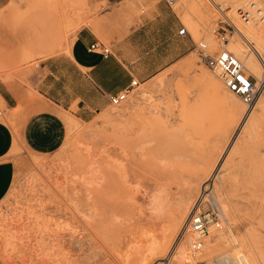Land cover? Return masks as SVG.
<instances>
[{"label": "rangeland", "instance_id": "rangeland-1", "mask_svg": "<svg viewBox=\"0 0 264 264\" xmlns=\"http://www.w3.org/2000/svg\"><path fill=\"white\" fill-rule=\"evenodd\" d=\"M195 1L170 4L195 43L204 40L211 51H219L217 30L228 23L222 48L237 38L252 52L255 41L238 37L226 16L229 0ZM102 5L100 0H7L0 5V81L35 93L43 74L39 63L66 53L76 31ZM201 67L228 90L218 72L189 51L134 87L120 105L110 104L88 121L62 113L68 118L66 135L56 151L12 149L15 172L0 201V244L18 249V260L31 258L36 264H140L142 259V264H204L214 259L207 258L214 248L230 254L240 249L264 264V105L259 101L264 90L256 88L251 103L232 92L242 104L230 112L196 79ZM243 67L256 85L257 78ZM250 105L251 116L239 127ZM211 175L224 218L220 228L210 229L203 250L192 252V237L179 236L185 216L167 249L148 254L151 236L162 238V226L175 208L172 200L193 187L191 207ZM181 247L189 261L177 256Z\"/></svg>", "mask_w": 264, "mask_h": 264}, {"label": "crops", "instance_id": "crops-1", "mask_svg": "<svg viewBox=\"0 0 264 264\" xmlns=\"http://www.w3.org/2000/svg\"><path fill=\"white\" fill-rule=\"evenodd\" d=\"M100 2L101 9L76 31L67 53L39 63L43 74L35 93L0 81V201L13 181L9 153L17 145L36 154L56 151L66 135L62 113L88 121L110 105L109 94L133 80L146 83L192 51L195 42L189 33L179 34L180 17L165 0ZM93 43L109 54L89 51ZM17 252L0 244V264H36L31 258L18 260Z\"/></svg>", "mask_w": 264, "mask_h": 264}, {"label": "built area", "instance_id": "built-area-1", "mask_svg": "<svg viewBox=\"0 0 264 264\" xmlns=\"http://www.w3.org/2000/svg\"><path fill=\"white\" fill-rule=\"evenodd\" d=\"M165 1L170 5L174 0ZM237 13L239 19L245 24L264 23V0H249L245 6L238 9ZM226 26L221 27L222 31L217 30L216 40L221 48L219 51H211L204 40L195 43L192 51L198 55L200 63L218 72L229 91L237 94L245 103H251L256 90L254 82L245 73L242 63L231 52L222 48L231 25L227 23ZM186 33H188L186 28L182 26L179 34ZM89 51L99 52L104 56L109 54V49L99 43L90 45ZM137 85V81L133 80L128 88L115 94H109L110 104L120 105ZM214 181L215 177L211 175L202 183L179 232L180 237L184 235L192 237L191 248L194 251L203 250L210 228L218 229L223 222L224 215L214 192ZM204 264H231V261L221 258Z\"/></svg>", "mask_w": 264, "mask_h": 264}, {"label": "bare ground", "instance_id": "bare-ground-1", "mask_svg": "<svg viewBox=\"0 0 264 264\" xmlns=\"http://www.w3.org/2000/svg\"><path fill=\"white\" fill-rule=\"evenodd\" d=\"M208 2H215V0H209ZM226 4L230 7V10L226 14V16L228 17L230 22L235 25V28L238 31L237 32L238 37H240L242 39H245L246 42H247L248 39L253 40V41H255V44H256V47H255V45L252 47V52L248 53L247 51L244 50L243 46L241 45V43L239 42V40L237 38H232L230 43L227 44L226 50L231 52L242 63V65H244L245 68L249 72H251L252 75H254L257 78L258 83H256L255 86H257L256 88H259L260 91H263L264 90V73H262V71H261V62L263 64L262 66L264 68V23L263 22L262 23L257 22V23L248 25V24L243 23L240 20L243 24L242 25L239 24L240 21H239V16H238L237 12H238L239 8H241V7H243V6H245L247 4V0H229V1H227ZM201 5H203V3H201ZM65 45H66V43H65ZM69 46H70V44H69ZM65 52L67 53V51H65ZM195 77H196V79L198 81H200L202 84H204L211 91V93L215 96V98L217 99L218 102H220L223 105L227 106L229 108L230 112H231L232 108H235L237 106H240V104H242V103H240L238 98L235 96V94H233L229 90L224 89L223 86L218 81H216L214 79V77L207 70L203 69L202 67L199 68L198 72L195 73ZM259 101H260V105L261 104L264 105V98H259ZM220 107H222V106H220ZM252 109H253V105H250V108L247 109L245 112H243L244 115H243L242 119L240 118L241 121H240L239 127H242L244 122L251 116ZM64 118L66 120L68 119V118H66V116ZM70 123H72V122H70ZM124 148L126 149V147H124ZM199 186H200V183H199ZM195 190L196 189L193 188V187H187L184 190V194L183 195L176 197L175 200H172V201L175 202V208L174 209H172V208L170 209V211H169V213L167 215L165 224H163V226H162L163 227L162 228V235H161L162 238L160 239L159 237H157V235L151 236L150 240H148V243L145 246V251L148 254H153L154 252H157L159 250L165 251V249H167V247H168L173 235L175 234V229L181 223L183 218H185V216H187V214L189 213L191 195L193 194V192H195ZM76 197H79V196H76ZM168 202H170V201H168ZM81 204H83V202ZM213 229L215 230V228H213ZM229 232H230L229 236L231 237V240H233L234 243L236 242V244L238 245V240L236 239L234 233L231 230H229ZM245 238H247V237L245 236ZM217 240L218 239H216V241ZM179 242L180 241H178L177 244L174 243L175 245L172 246L171 250L169 251V256L170 257L173 256L174 250L177 249V247L179 245ZM229 242H231V241L229 240ZM68 244H70V243H68ZM210 249L211 248L209 247V250ZM146 252H144V253H146ZM192 252H193V250H192ZM177 253H178L177 256L181 259V261L182 260L189 261L191 259L190 255L186 252L184 247H181L179 249V252H177ZM142 255H143V253H142ZM191 256L193 258L192 260H194L193 262H197L199 260L198 259V254H194V255H191ZM254 257L255 256H252V255L250 257H248V255H245L244 253H242L240 249H236V248H235V250H233V253H231V254L227 250L221 251L218 248L211 249L208 252V254H207V258H214V259L227 258V259H229L231 261V264H259L258 260H260L262 262L261 258L257 260ZM142 262H144V259L141 260L140 264H142Z\"/></svg>", "mask_w": 264, "mask_h": 264}]
</instances>
